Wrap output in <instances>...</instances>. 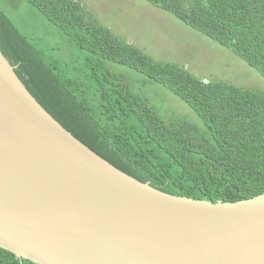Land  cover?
I'll use <instances>...</instances> for the list:
<instances>
[{
    "label": "trees",
    "instance_id": "16d2710c",
    "mask_svg": "<svg viewBox=\"0 0 264 264\" xmlns=\"http://www.w3.org/2000/svg\"><path fill=\"white\" fill-rule=\"evenodd\" d=\"M231 49L264 77V0H146ZM80 59L62 64L0 2V49L43 107L121 170L171 194L212 202L264 192V93L154 60L90 17L81 0H27ZM124 65L168 88L199 117L167 122ZM0 264H36L0 247Z\"/></svg>",
    "mask_w": 264,
    "mask_h": 264
},
{
    "label": "water",
    "instance_id": "95a60500",
    "mask_svg": "<svg viewBox=\"0 0 264 264\" xmlns=\"http://www.w3.org/2000/svg\"><path fill=\"white\" fill-rule=\"evenodd\" d=\"M0 247L36 264H264V192L212 202L80 141L0 49Z\"/></svg>",
    "mask_w": 264,
    "mask_h": 264
},
{
    "label": "rangeland",
    "instance_id": "374dc122",
    "mask_svg": "<svg viewBox=\"0 0 264 264\" xmlns=\"http://www.w3.org/2000/svg\"><path fill=\"white\" fill-rule=\"evenodd\" d=\"M18 25L62 64L76 65L79 58L60 31L27 0H0ZM90 17L115 35L135 42L154 60L175 62L202 79L224 80L264 93V77L231 49L198 32L171 13L146 0H81ZM136 79L135 89L169 122L173 113L200 122L197 114L168 88L150 82L134 69L110 63Z\"/></svg>",
    "mask_w": 264,
    "mask_h": 264
}]
</instances>
